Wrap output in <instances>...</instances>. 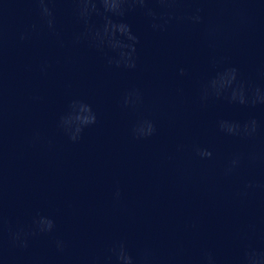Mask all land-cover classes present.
Here are the masks:
<instances>
[{"label": "clouds", "instance_id": "9594fccd", "mask_svg": "<svg viewBox=\"0 0 264 264\" xmlns=\"http://www.w3.org/2000/svg\"><path fill=\"white\" fill-rule=\"evenodd\" d=\"M34 2L38 5L40 19L48 31L59 36L55 9L51 6L53 0H34ZM72 2L75 5L73 13L81 26L80 30L72 35L73 46H86L99 54L107 66L117 69L135 70L138 67L140 38L124 19L130 13L141 12L154 32L166 31L173 22L187 21L193 25H203L205 22L203 8H196L186 16L174 15L169 9L177 3V0H72ZM153 5H158L159 10ZM4 12L5 7L0 6V53L4 42L2 24ZM36 27L33 25L31 30L21 32L19 40H28L31 31ZM212 64L214 74L205 77L198 87L197 99L201 107L206 108L210 102L221 100L231 106L247 108L264 106V85L246 81L242 78L239 67L226 64V60L217 66L218 62L213 59ZM221 65L225 66L220 67ZM49 67L47 63L42 64L41 72L47 73ZM178 74L181 77L190 75L185 67H179ZM120 103L124 109H136L143 103V94L139 88H131L122 95ZM97 122V113L92 104L84 99L73 98L65 112L59 116L57 129L75 144L82 139L85 129L96 125ZM215 127L223 136L238 140L251 141L262 133V124L254 116L243 121L221 117L216 120ZM157 131V123L154 119L142 117L133 123L130 134L135 140H146L154 137ZM40 139L39 133H36L30 143L36 144ZM181 147L178 146V150ZM192 151L200 160H211L214 156L209 147L200 144H194ZM246 160L250 165H255L258 156L254 151L247 156L243 153H234L224 167V175L235 174ZM260 187V183L250 179L244 185L243 194L255 192ZM121 198L122 191L117 186L113 199L119 201ZM3 225L4 218L0 213V232L3 230ZM56 228V221L52 216L38 213L32 218L31 225L27 229L23 226H18L15 230L10 228L7 242L13 248L27 250L32 238L52 235ZM54 244L57 252H64L66 244L63 239L56 238ZM109 252L106 264H155L151 249H133L126 239L114 241ZM4 258V243L0 238V260ZM198 264H221V261L214 250L205 249ZM226 264H264V235L258 239H249L234 256L227 259Z\"/></svg>", "mask_w": 264, "mask_h": 264}]
</instances>
